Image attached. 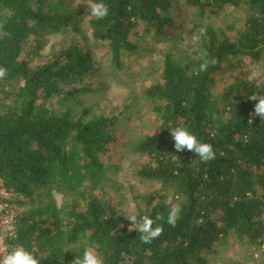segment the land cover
Wrapping results in <instances>:
<instances>
[{
    "label": "trees",
    "instance_id": "obj_1",
    "mask_svg": "<svg viewBox=\"0 0 264 264\" xmlns=\"http://www.w3.org/2000/svg\"><path fill=\"white\" fill-rule=\"evenodd\" d=\"M100 2L107 16L87 24L92 40L107 46L115 65L136 51L130 37L139 25L156 41L175 36L176 0H0L6 33L0 36V66L7 69L0 79V186L29 205L16 216V237L4 239L9 251L23 245L40 264H72L88 246L96 247L104 264H207L228 237L264 246V121L253 117L256 101L249 99L264 95V0H183L198 18L218 16L227 7L246 15L242 30L227 27L234 37L204 27L200 63L214 57L215 66L206 72L199 71L200 63L187 69L165 53L160 80L143 90L156 125L131 145L130 154L147 160L133 173L137 181L161 186L147 197L154 206L139 215L164 217L157 221L163 234L151 244L129 231L124 213L99 189L111 179L102 158L117 143L113 118L89 117L87 108H79V98L95 88L94 56L77 42L48 61L41 56L47 35L67 29L84 33L83 5ZM241 57L248 63L230 62ZM250 65L261 69L260 80L242 77ZM52 99L58 108H49ZM66 101L73 106L64 108ZM176 127L211 144L215 159L202 163L194 152H175L170 131ZM53 190L64 197L58 209L47 202ZM169 196L181 206L175 227L166 223Z\"/></svg>",
    "mask_w": 264,
    "mask_h": 264
},
{
    "label": "rangeland",
    "instance_id": "obj_2",
    "mask_svg": "<svg viewBox=\"0 0 264 264\" xmlns=\"http://www.w3.org/2000/svg\"><path fill=\"white\" fill-rule=\"evenodd\" d=\"M90 6L87 4L82 7L84 33L75 35L67 29L47 35L41 56L42 60L48 61L52 55L72 42L89 49L94 56L98 74L94 80H91V86L94 85L95 88L89 95L79 98L83 101L79 108H87L86 115L88 114L89 117L103 114L113 118L112 128L114 141L117 144L111 148L107 157L102 158L103 163L110 167L111 179L106 186L99 189L104 190L105 197L113 201L124 213V222L131 223L126 217L130 215L139 217L140 214L147 213L149 207H153L155 203L147 200V197L158 193L161 188L160 184L155 182L139 183L133 176L134 171L147 160L144 157L131 155V145L145 135L151 134L156 125L154 114L149 111V105L143 100L144 88L160 80L162 57L165 53H172L174 58L181 59L187 69L194 68L203 61V49L199 47V39H194L195 36H200V30L209 25L219 36L225 33L228 37H234V34L227 31V27L242 30L246 13L243 9L227 7L218 16L205 15L198 18L193 10L184 6L183 0H176L173 8L177 23L176 37L156 41L151 35L144 33V26L139 25L134 35L130 37V40L136 44V51L123 55L120 64L115 65L107 46L104 43H96L91 38L87 22L94 17L90 15ZM238 59L246 63L249 61L241 57L232 58L230 62L237 67ZM253 71L260 74L256 79L260 80L262 72L256 65L244 68L241 75L248 79ZM237 73L238 71L235 70L232 74ZM224 81L225 85H228L231 79L226 76ZM66 86V90L72 88L70 84ZM56 102L57 99L50 100L49 108H58ZM71 106L73 105L70 101L63 103L64 108ZM48 195L47 202L54 204L57 209L64 204L61 193L53 190ZM9 198L13 201L16 220L19 213L29 209L28 199L20 198L21 202H18L13 194H9ZM263 248L264 246L253 248L243 245L236 238L228 237L215 246V252L209 255L207 264H264Z\"/></svg>",
    "mask_w": 264,
    "mask_h": 264
},
{
    "label": "clouds",
    "instance_id": "obj_3",
    "mask_svg": "<svg viewBox=\"0 0 264 264\" xmlns=\"http://www.w3.org/2000/svg\"><path fill=\"white\" fill-rule=\"evenodd\" d=\"M90 15L98 19H103L108 14V8L103 3H94L89 7ZM3 26L0 25V36L6 35L2 31ZM205 29H201V35L205 32ZM194 39H199L195 36ZM218 63L216 58H211L203 63L199 64V71L206 72L209 66H215ZM7 75V69L0 66V79H3ZM259 73L253 71L248 79L249 81H255L259 77ZM251 101H256L254 105L253 117H259L261 121H264V95L253 94L249 97ZM171 137L174 140L175 152H182L185 149L194 152L196 157H199L202 163H208L215 159L216 153L213 147L209 143L198 141L196 135L191 133L184 127H176L170 131ZM178 157L173 156L175 161ZM164 204L169 208L166 223L170 227H175L181 213V206L179 203H174L173 198L169 196L165 199ZM131 222L129 231H138L139 239L143 244H151L155 239L163 234V226L157 224V221L164 220V217L160 214L156 215L155 219L150 218L149 215H143L137 217L136 215H130L126 217ZM155 225V226H154ZM0 264H40L39 260L23 245H15L11 251L7 254H0ZM72 264H104L102 256L98 253L95 246H88L83 251L81 256H75Z\"/></svg>",
    "mask_w": 264,
    "mask_h": 264
},
{
    "label": "built area",
    "instance_id": "obj_4",
    "mask_svg": "<svg viewBox=\"0 0 264 264\" xmlns=\"http://www.w3.org/2000/svg\"><path fill=\"white\" fill-rule=\"evenodd\" d=\"M15 215L13 205L10 202L9 194L0 186V254L9 252L5 244V238H15Z\"/></svg>",
    "mask_w": 264,
    "mask_h": 264
}]
</instances>
